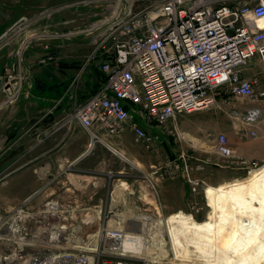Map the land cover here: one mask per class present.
<instances>
[{
    "label": "crops",
    "instance_id": "crops-1",
    "mask_svg": "<svg viewBox=\"0 0 264 264\" xmlns=\"http://www.w3.org/2000/svg\"><path fill=\"white\" fill-rule=\"evenodd\" d=\"M238 1L240 4L246 2ZM64 2L8 0L7 7L0 3V39L18 25H24L26 34L39 28L64 32L74 21L70 19L71 15L65 14ZM72 29H77V26H72ZM11 36L14 38L15 34ZM68 39L71 40L58 38L46 41L44 46L33 44L22 48L21 56L17 54L19 59L14 46H0V214L38 207L40 199H45L44 194L54 183L61 185L56 190L57 198H61L65 195L66 182L74 185L76 180L87 179L88 185L107 184L119 177L124 180L123 185L135 168L143 166L157 168L155 178L165 179L156 190L159 208L171 215L177 211L189 214L192 212H185L189 207L188 194L190 203H194L191 198L199 194L204 197L202 190L205 191L207 186L247 177L234 172L235 169L245 168L228 162V157L216 152L214 144L218 134L231 136V147L236 151L237 160L264 161V119L255 137L250 135L249 130L233 131L231 123H223L218 114L219 111L226 113V105H222L225 99L218 101L219 98L222 100L219 96L222 89L217 92V103L214 105L218 108L211 106L192 114H180L167 127L148 126L140 121L149 128V136L156 143L150 151L165 155L161 159L140 157L136 149H144V141L137 140L130 127L124 128L118 136H105L92 141L90 133L75 120L74 111L99 88L104 74L99 66L85 61L90 50L89 38L88 41L81 37ZM7 70L8 74H23L24 78L18 96L9 104L5 103L6 89H17L20 85L7 80ZM232 96H226V100H231ZM232 105L238 108L234 103ZM180 122L185 126H180ZM179 135L190 147L184 148L183 156L174 154L175 146H179ZM195 150L205 152V156H195ZM225 167H230L228 172L234 174L227 175ZM186 175L199 182L196 192L191 191L193 183ZM178 178L184 179L187 184L180 185L176 181ZM53 205L49 206L50 209L57 206ZM211 210L210 207L208 217L202 223L210 219ZM247 212L256 216V224L263 227L260 238L264 237V209ZM201 214L194 215V219L197 221Z\"/></svg>",
    "mask_w": 264,
    "mask_h": 264
},
{
    "label": "built area",
    "instance_id": "built-area-1",
    "mask_svg": "<svg viewBox=\"0 0 264 264\" xmlns=\"http://www.w3.org/2000/svg\"><path fill=\"white\" fill-rule=\"evenodd\" d=\"M260 19H264V0L243 4L238 0H116L110 15L73 32L88 36L85 61L104 74L99 88L74 111L75 120L92 141L118 136L130 127L151 150L156 143L140 121L167 127L180 114L214 106L218 90L225 86L235 97L252 103L234 108L236 129L257 136L264 116V84L247 71L254 59L264 64ZM13 76L9 74L8 80L20 86L6 89L7 104L16 99L24 80L23 74ZM214 149L221 156L234 157L223 133L217 135ZM237 164L250 172L258 168L256 161L247 159ZM157 172V168L152 171ZM186 176L196 192L199 182ZM194 203L191 208L200 212L203 206ZM132 226L124 221L121 228L105 224L99 237L110 255L101 257L102 249L94 245L100 251L92 247L95 256L87 254V259L76 263L164 264L119 248L128 232L136 231Z\"/></svg>",
    "mask_w": 264,
    "mask_h": 264
},
{
    "label": "rangeland",
    "instance_id": "rangeland-1",
    "mask_svg": "<svg viewBox=\"0 0 264 264\" xmlns=\"http://www.w3.org/2000/svg\"><path fill=\"white\" fill-rule=\"evenodd\" d=\"M64 1V5H66L65 14L71 15L70 19H74L72 21L73 23L69 24L70 27L68 25L64 32L59 33L50 28H39L40 30L36 29L33 33L26 34L24 32V25H18L0 39V46L5 45L4 47L9 48L14 46L13 48L16 50L17 59H19V55L17 54L21 56L20 52L22 48L27 46L31 47L33 44L44 46L48 40L58 38L71 40L68 37H81L82 40L88 41L86 34H75L73 32L80 30L79 28L83 29L84 24H89L110 15L116 5V0ZM0 3L7 7L8 0H0ZM75 25L77 29L73 30L72 26ZM14 34L15 37L11 38V35ZM72 34H75V36H71ZM247 72L254 73V75L262 78L261 83L264 84L263 62L256 59L252 60ZM8 73V70L5 71V74ZM222 91V94L219 95L222 97V100L219 98L218 101L222 102L225 99L222 105H226V113L219 111L218 114L223 123H231L233 131H235V120L233 118V110L235 107L232 104L234 103L238 108H245L250 104L245 103L248 100L235 96H232L231 100H226V96L232 95L229 87L224 86V89L222 87ZM216 96H218V93ZM233 97H235V100ZM212 108L218 107L214 106ZM195 112H198V110ZM195 112L193 111V113ZM186 114H192V112L182 115L184 116ZM184 118L182 117L183 120H185ZM183 124L181 123L180 126L184 127L185 125ZM180 129L182 130L183 128ZM182 138L180 135L179 137L177 136V144L179 146H175L174 148L175 156H181L183 150L185 151V149L190 148ZM230 139L231 136L228 134V141L233 146ZM181 144L183 146H180ZM136 151L140 157L147 160L161 159L165 156L154 154L150 150L143 149L142 147L137 148ZM195 151V156H205L203 154L205 152L202 153L201 150ZM235 152L234 150V157L226 158L232 164L243 161V159L237 160L238 157L235 155ZM256 162L258 163V168L264 164V161L258 160ZM153 169V166H143L140 169L135 168L133 175L123 185L121 183L124 180H121L119 177H116L115 180L107 184L98 183L96 185H88L89 181L87 179H81V181L76 180V184L74 185L66 182L64 188L65 195L61 198H57L58 195L56 193L57 187L61 185L54 183L53 187L49 189V192L44 194L45 199H40L38 207L11 211L8 214H0V264H24L31 256L35 257L33 264H42L39 261V256H45V258L51 259L55 264H59L60 260L64 259L63 255L67 259H70V261L73 257L78 259L76 262H80L87 259V254L95 256V251L91 249L94 245H98L97 248L102 249L101 257L104 256L107 258L110 252L106 249L105 243H102L100 240V232H102L105 224L110 227L121 228L123 221L127 226L132 224V227L136 229V233L148 235L145 241V257L149 260H157L164 264L208 263L195 242H192L194 236L193 231L179 235L183 245L174 243L175 238L171 235L169 226L166 224L171 214L163 212L159 208V199L156 194L157 187L161 183L163 184L165 179L163 177L155 178V174L152 173ZM225 169L227 175L234 174L232 171L228 172V170H231L230 167H225ZM235 170L236 175H242L243 177L251 173L247 168L244 170ZM62 177L66 179L64 176ZM176 181L180 185L182 183L187 184L182 178H178ZM202 191L204 197L199 194L197 197L191 198L198 205L203 206L202 210L195 213V210L191 208L195 203H190L191 200H189L188 194L187 201L189 202V207L185 211L194 212L195 215L202 213L197 220L200 222L208 217L207 213L210 209L206 193L204 190ZM53 204L57 206L50 209L49 206ZM160 220H163L161 224ZM21 237H25L24 240L20 239ZM188 239L189 243L187 245ZM98 240L100 241L98 242ZM89 241L92 242L90 243L91 245H88ZM185 245L186 247H184ZM78 249H85L86 251H79ZM213 250H215L214 247ZM70 252L82 253L72 255L73 253ZM52 256H56L57 258H51Z\"/></svg>",
    "mask_w": 264,
    "mask_h": 264
},
{
    "label": "bare ground",
    "instance_id": "bare-ground-1",
    "mask_svg": "<svg viewBox=\"0 0 264 264\" xmlns=\"http://www.w3.org/2000/svg\"><path fill=\"white\" fill-rule=\"evenodd\" d=\"M260 23L263 25L264 19H260ZM205 193L209 206L212 208L210 219L202 223L197 222L191 213L189 215L177 212L171 215L166 224L175 238L174 243L183 245L179 235L193 231L192 242H195L208 264H264V237L260 238L263 227L256 224L258 222L256 216L249 215L247 212L250 209H264V164L252 170L244 179L228 181L217 186H207ZM260 221L262 223L263 219L261 218ZM24 238L20 239L24 240ZM146 240V235L128 232V236L119 248L123 247L127 253L146 256ZM188 243L189 239L186 244ZM94 249L97 248L94 247ZM78 250L86 251L85 249ZM70 253L77 255L82 252ZM34 258V256L29 257L24 264H33ZM38 258L42 264H55L45 256ZM51 258L57 257L52 256ZM63 258V260L59 259V264H77L74 263L77 259L73 257L71 261L64 255Z\"/></svg>",
    "mask_w": 264,
    "mask_h": 264
}]
</instances>
